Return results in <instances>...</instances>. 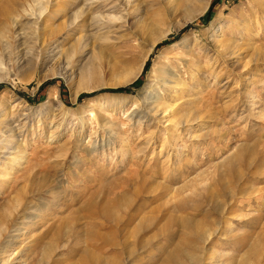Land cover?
<instances>
[{"label": "rangeland", "instance_id": "rangeland-1", "mask_svg": "<svg viewBox=\"0 0 264 264\" xmlns=\"http://www.w3.org/2000/svg\"><path fill=\"white\" fill-rule=\"evenodd\" d=\"M170 2L146 0L90 41L65 40L59 14L0 56V139L15 147L0 153V229L27 227L11 264H209V247L210 264H264V0ZM156 66L186 85L162 101L187 116L182 133L130 120Z\"/></svg>", "mask_w": 264, "mask_h": 264}, {"label": "bare ground", "instance_id": "bare-ground-1", "mask_svg": "<svg viewBox=\"0 0 264 264\" xmlns=\"http://www.w3.org/2000/svg\"><path fill=\"white\" fill-rule=\"evenodd\" d=\"M10 1L11 2L8 5L0 9V56H4L5 54L11 55V53L13 54V50H16L19 47L24 48L25 46L23 45L26 44L28 39H34L36 41L40 39V36L45 32H47L48 28L51 29L54 28V26H52V22L59 14H63V17L66 18L65 21H66V29L68 31V34L65 40H67L70 36H72L76 32H80V35L76 40L81 41L84 40L83 38H85L88 41L95 40L97 34L108 33L109 30H113V28L118 27L117 24L119 22H122L121 20L123 19L124 14L126 12L129 13L130 8L134 9L135 7L142 6V4L146 0H72V5L73 7L75 6L76 8V10L73 13H71L72 11L67 12L65 8L64 10H56V9L54 10L53 5L57 4L60 0H10ZM189 1L190 0H171V2L169 3V8H171V11L173 10L174 12L179 11L180 8L185 6ZM66 4L68 5L67 1ZM207 8L208 7H205L200 11H198L197 13L193 14L192 19H195L196 17H198V15L205 12ZM148 25H144L143 28L146 29ZM161 38L154 40L152 48L149 52H152L154 50L156 44ZM222 40H219V43L223 44ZM232 41L233 40H231V42ZM231 42L230 44L224 46L221 45L218 47L219 52H224L225 54L224 58L226 57V54H228L229 50L231 51L234 49H238L237 45H234L235 42H233L232 44ZM15 53L17 55L18 52L15 51ZM171 55L173 56V54ZM148 56L149 54H147V56L145 57V62L134 73H132L125 80L123 84L131 83V81L133 82L134 80L139 78V76L143 73L145 69L146 63L148 61ZM165 58L167 59L168 63H172L170 57L165 56ZM171 69L168 67H164V69L160 71L157 66L151 69L150 77H153L152 78L153 80H151V83H149L151 85L149 86L148 91H146V93L143 94L141 92L139 93L141 96L140 98L143 100V104H141L143 106L141 108L139 107L140 103L135 102L134 110L132 112V115L130 116V120L134 121V125L142 126L145 125V123L157 122V123H161L163 126L165 125L166 127L167 125L172 124V121L175 120L176 122L178 121V124L175 126L177 128L175 132H177V130L181 131L182 127L186 126V124L188 123L187 116L181 119L182 116H180V114L176 111L178 107L176 108L175 104L173 105L166 103L167 105H165V102H162V101H166L169 96L171 97V95H173L174 90H176L178 87L186 86L184 81L183 80L181 81L174 73V71H172ZM158 74H160L161 76ZM155 78L158 79L155 80ZM156 88H159V90H157ZM102 123L104 128L107 127V124L105 122ZM171 131H173V129H171ZM108 132L112 135L114 134L112 131H108ZM182 132L183 131H181V133ZM17 136L11 134L8 139H10L11 141L12 140L15 141ZM14 149H15L14 144L9 142V140L8 141L5 140L4 142L2 141V139H0V153L6 154L4 156H9L11 153H13L12 150ZM242 154L243 152L241 153V155ZM238 156L240 157L239 154ZM120 217H121L120 215H115L110 212L107 215L108 218L107 220L115 221V224L118 226L121 220L123 221V218L125 216L123 218ZM2 219L3 221L8 220L5 219L4 217H2ZM134 219H135V215L134 216L131 215V217L129 216L128 221L127 220L126 221L127 223L130 224L132 221L134 222ZM3 223L6 224L5 222ZM26 229H27L26 226L25 227L22 226L20 228H16L15 230H12L11 233H9L10 229L8 232H6L7 230L5 231V229L2 226V229H0V264L14 263L15 262L14 260L18 258L19 255L22 253L21 251L14 253L13 247L15 248V244L17 243V241L23 239ZM205 235L207 237L205 238L206 239L205 241L208 244L213 234L210 232L208 233V235L207 234ZM110 245L116 248L115 245L118 244L116 242H111ZM119 245L121 246L122 250H125V247H128V241L126 240ZM209 249H210V254H209L210 256L208 257V259L212 262L215 257V252L213 251L214 249L211 250L212 248L210 247ZM53 251L54 250H52L51 252ZM49 254L47 256H49ZM47 256L45 255V257Z\"/></svg>", "mask_w": 264, "mask_h": 264}, {"label": "trees", "instance_id": "trees-1", "mask_svg": "<svg viewBox=\"0 0 264 264\" xmlns=\"http://www.w3.org/2000/svg\"><path fill=\"white\" fill-rule=\"evenodd\" d=\"M120 91L126 92V91H129V89L128 88L120 89ZM83 96H88V95H83Z\"/></svg>", "mask_w": 264, "mask_h": 264}]
</instances>
